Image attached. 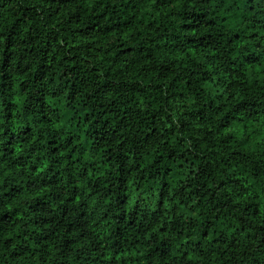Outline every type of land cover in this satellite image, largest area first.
<instances>
[{
    "label": "trees",
    "instance_id": "trees-1",
    "mask_svg": "<svg viewBox=\"0 0 264 264\" xmlns=\"http://www.w3.org/2000/svg\"><path fill=\"white\" fill-rule=\"evenodd\" d=\"M0 264H264V0H0Z\"/></svg>",
    "mask_w": 264,
    "mask_h": 264
}]
</instances>
